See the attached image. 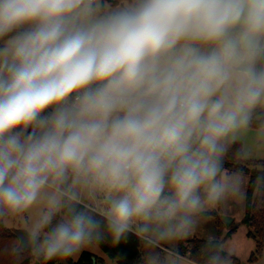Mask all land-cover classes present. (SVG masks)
I'll return each instance as SVG.
<instances>
[{
	"label": "clouds",
	"instance_id": "obj_1",
	"mask_svg": "<svg viewBox=\"0 0 264 264\" xmlns=\"http://www.w3.org/2000/svg\"><path fill=\"white\" fill-rule=\"evenodd\" d=\"M257 108L264 0H0V216L46 201L28 234L46 259L102 228L187 231ZM77 185L104 192L103 224Z\"/></svg>",
	"mask_w": 264,
	"mask_h": 264
},
{
	"label": "trees",
	"instance_id": "obj_2",
	"mask_svg": "<svg viewBox=\"0 0 264 264\" xmlns=\"http://www.w3.org/2000/svg\"><path fill=\"white\" fill-rule=\"evenodd\" d=\"M257 114L260 119L256 122L253 119L251 125L258 126L264 122V110L255 112L254 116ZM223 163L228 173H241L248 178L244 197V216L241 223L247 228V236L255 242V249L249 257V261L253 262L264 251V161L243 159L240 144L234 142L227 146ZM75 203L79 208L89 210L103 224L104 215L84 203L79 201ZM63 211L55 215L53 224L62 218ZM208 215L215 217L221 229L222 222L218 214L212 211ZM235 230L236 225L232 223L223 239L230 237ZM212 241L215 243H211ZM18 242V237L14 232L0 226V264H32L34 258L40 264H106L102 257L85 250L80 252L76 260L71 257H56L49 260L43 255H33L30 250H18ZM221 243L222 240H199L197 238L181 240L177 242L173 253L187 257L197 264H212L211 258L219 256L221 258L219 264H223L232 260L233 257L221 249ZM90 244L96 245L108 259L115 261L116 264H165L164 250L143 240L134 231L116 243L107 230L102 228L100 239H94Z\"/></svg>",
	"mask_w": 264,
	"mask_h": 264
},
{
	"label": "crops",
	"instance_id": "obj_3",
	"mask_svg": "<svg viewBox=\"0 0 264 264\" xmlns=\"http://www.w3.org/2000/svg\"><path fill=\"white\" fill-rule=\"evenodd\" d=\"M261 110L264 109L261 108ZM259 119L260 116L258 120ZM262 129H264V127H249L246 131L240 134L239 139L236 142L240 144L241 156L243 159L264 161V131H262ZM226 173L230 177V183L224 198L216 203H213L208 208L203 207L199 213L192 217L193 223L191 227H202L203 229L200 232L202 237H197V235L185 237L182 231L164 238H161L155 233L137 234L143 240L159 246L163 250L168 249L173 256L191 264L197 263L192 262L187 257L179 256L173 253L178 241L189 240L192 238H197L199 240H222L221 249L233 257L232 260L223 264H264V251H262L261 256L258 257L256 261H249V257L255 249V242L252 238L247 236L246 226L241 224V220L244 216V197L248 178L246 175L241 173H228L227 170ZM212 211H215L217 214L222 216L231 218V223L226 225L221 220V229H219L215 217L208 215V213ZM202 218L208 220H205L203 223L201 222ZM232 223L236 225V230L230 235V237L223 239ZM234 260H236V262Z\"/></svg>",
	"mask_w": 264,
	"mask_h": 264
},
{
	"label": "rangeland",
	"instance_id": "obj_4",
	"mask_svg": "<svg viewBox=\"0 0 264 264\" xmlns=\"http://www.w3.org/2000/svg\"><path fill=\"white\" fill-rule=\"evenodd\" d=\"M259 110H261V108H257L255 112ZM255 117L259 118V114L255 115L253 118L254 121L256 122L258 121V119H256ZM249 127L250 128H261V127H264V122H262L258 126L250 125ZM262 131H264V129H262ZM69 184H71V180L69 181ZM49 191H51V189H49ZM74 192L76 196L78 197L77 201L84 203L86 206L92 208L93 210L97 212H103V213L105 212L107 204L105 202L104 192L99 191V190H94L92 188L81 186V185H77L74 188ZM216 202H206L204 205V208H208L210 205ZM46 210H47L46 201L41 200L36 205H34L32 208L26 211H23L20 213L9 212L3 216H0V226H2L4 229L9 230L11 232H15L17 230H24L30 233L31 229L33 228L35 220L39 217L42 211H46ZM218 215L219 217L222 216L220 214ZM205 220H208V219L202 218L201 222L204 223ZM202 229H203L202 227L193 226V227H190L187 231H182V233L185 237H192L194 235H197V237H202L200 234ZM133 231H135V226L133 228ZM135 233L137 232L135 231ZM84 250L90 251L94 253L95 255L102 257L104 261L106 262V264H116L115 261L108 259L106 255L96 245L87 244L81 249V251H84ZM80 252L76 253L71 258L76 260ZM32 254L36 255L37 252L33 250ZM164 260H165V264H191L189 262L180 260L177 257L173 256V254H171V252H169L168 249L164 250ZM35 261H36V258L33 259V263ZM141 264H146V263H141Z\"/></svg>",
	"mask_w": 264,
	"mask_h": 264
},
{
	"label": "water",
	"instance_id": "obj_5",
	"mask_svg": "<svg viewBox=\"0 0 264 264\" xmlns=\"http://www.w3.org/2000/svg\"><path fill=\"white\" fill-rule=\"evenodd\" d=\"M220 219L224 222V224L228 225L231 223V218L226 217V216H221ZM15 235L18 237V245H17V249L18 250H30L33 251V245L31 244L30 240H29V236H28V232L24 231V230H17L14 232ZM94 261V258H93ZM33 264H40L38 261H35Z\"/></svg>",
	"mask_w": 264,
	"mask_h": 264
},
{
	"label": "built area",
	"instance_id": "obj_6",
	"mask_svg": "<svg viewBox=\"0 0 264 264\" xmlns=\"http://www.w3.org/2000/svg\"><path fill=\"white\" fill-rule=\"evenodd\" d=\"M100 214H102V215H104V213L103 212H99Z\"/></svg>",
	"mask_w": 264,
	"mask_h": 264
}]
</instances>
